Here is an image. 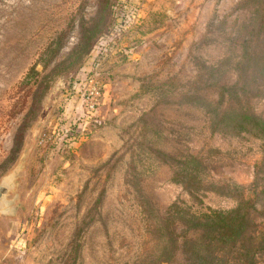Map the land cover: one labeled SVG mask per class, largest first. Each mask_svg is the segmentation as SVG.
<instances>
[{"label":"rangeland","instance_id":"rangeland-1","mask_svg":"<svg viewBox=\"0 0 264 264\" xmlns=\"http://www.w3.org/2000/svg\"><path fill=\"white\" fill-rule=\"evenodd\" d=\"M253 7L107 0L100 10L99 0H0V175L31 145L18 184L22 209L0 219V264H181L179 256L153 258L156 213L172 202L196 211L233 206L231 186L251 180L264 149L251 133L211 131L202 105L233 80L221 59ZM93 22L88 48L77 47L81 25ZM61 30L42 68L51 53L44 47ZM32 64L38 74L24 77ZM89 77L99 87L92 110L82 102ZM257 85L247 102L264 114V78ZM157 150L199 159L195 195Z\"/></svg>","mask_w":264,"mask_h":264},{"label":"trees","instance_id":"trees-1","mask_svg":"<svg viewBox=\"0 0 264 264\" xmlns=\"http://www.w3.org/2000/svg\"><path fill=\"white\" fill-rule=\"evenodd\" d=\"M249 1L254 4L252 20L243 25L246 32L231 37L229 44L232 46L221 59L223 67L231 70L234 78L217 84V98L207 97L202 105L208 114L211 131L248 132L257 136L264 146V114L254 112L247 102L250 96L258 93L257 83L264 78V0H240V3ZM99 2L101 10L107 0ZM95 26L96 22L88 29L81 25L77 47L86 44L85 49L88 48L96 32ZM85 30H90V34L85 35ZM63 33L62 30L58 32L44 47V52L51 53L43 59L42 68L60 46ZM52 69L41 79H49ZM212 69L207 68L208 74ZM36 74L38 70L32 64L24 77ZM23 130L24 124L14 133L12 150L17 149ZM156 152L161 161L175 162L172 178L195 195L202 185L199 159L192 154L175 159L166 152ZM253 168L252 178L246 185L231 186L237 191L235 204L229 208L206 207L196 211L172 202L161 213H156L149 229L157 239L154 260L171 261L179 256L181 264H258L261 257L264 262V149ZM145 203L142 201V208Z\"/></svg>","mask_w":264,"mask_h":264},{"label":"water","instance_id":"water-1","mask_svg":"<svg viewBox=\"0 0 264 264\" xmlns=\"http://www.w3.org/2000/svg\"><path fill=\"white\" fill-rule=\"evenodd\" d=\"M30 146L29 144L25 145L13 165L0 175V182H4L5 174H7V182L9 184L7 188L0 190V200L6 201L12 208L9 214L0 212V219L13 217L19 209H22V197L18 190V184L20 182V173L25 167L26 156L29 153Z\"/></svg>","mask_w":264,"mask_h":264},{"label":"built area","instance_id":"built-area-1","mask_svg":"<svg viewBox=\"0 0 264 264\" xmlns=\"http://www.w3.org/2000/svg\"><path fill=\"white\" fill-rule=\"evenodd\" d=\"M99 87L95 79L89 77L84 81V89L82 92V102L87 110H92L96 107L99 101Z\"/></svg>","mask_w":264,"mask_h":264},{"label":"clouds","instance_id":"clouds-1","mask_svg":"<svg viewBox=\"0 0 264 264\" xmlns=\"http://www.w3.org/2000/svg\"><path fill=\"white\" fill-rule=\"evenodd\" d=\"M9 186L7 182V174H5L4 182H0V190H3ZM12 211V208L7 204L6 201L0 200V212L4 214H9Z\"/></svg>","mask_w":264,"mask_h":264}]
</instances>
